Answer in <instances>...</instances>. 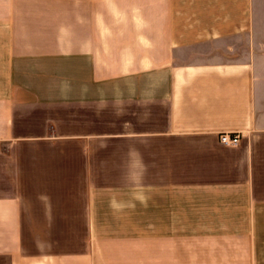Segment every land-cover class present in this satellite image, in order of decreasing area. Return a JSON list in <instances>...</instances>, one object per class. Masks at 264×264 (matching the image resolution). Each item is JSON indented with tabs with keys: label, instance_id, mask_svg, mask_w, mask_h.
Masks as SVG:
<instances>
[{
	"label": "crops",
	"instance_id": "crops-1",
	"mask_svg": "<svg viewBox=\"0 0 264 264\" xmlns=\"http://www.w3.org/2000/svg\"><path fill=\"white\" fill-rule=\"evenodd\" d=\"M257 23L264 0H0V264H264Z\"/></svg>",
	"mask_w": 264,
	"mask_h": 264
},
{
	"label": "rangeland",
	"instance_id": "rangeland-1",
	"mask_svg": "<svg viewBox=\"0 0 264 264\" xmlns=\"http://www.w3.org/2000/svg\"><path fill=\"white\" fill-rule=\"evenodd\" d=\"M257 30L261 31V34L259 38L257 39L259 42V48H257V53L256 54V60L255 64L258 68V70H262V65L264 64V55H259L260 53H264V23H257L256 25Z\"/></svg>",
	"mask_w": 264,
	"mask_h": 264
},
{
	"label": "built area",
	"instance_id": "built-area-1",
	"mask_svg": "<svg viewBox=\"0 0 264 264\" xmlns=\"http://www.w3.org/2000/svg\"><path fill=\"white\" fill-rule=\"evenodd\" d=\"M240 139L241 137L238 133H221L218 136L219 143L226 147H237L239 145Z\"/></svg>",
	"mask_w": 264,
	"mask_h": 264
}]
</instances>
